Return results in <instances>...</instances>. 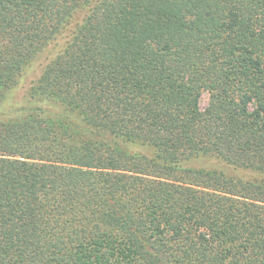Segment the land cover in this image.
Instances as JSON below:
<instances>
[{
  "label": "trees",
  "instance_id": "obj_1",
  "mask_svg": "<svg viewBox=\"0 0 264 264\" xmlns=\"http://www.w3.org/2000/svg\"><path fill=\"white\" fill-rule=\"evenodd\" d=\"M0 264H264V0H0Z\"/></svg>",
  "mask_w": 264,
  "mask_h": 264
},
{
  "label": "rangeland",
  "instance_id": "obj_2",
  "mask_svg": "<svg viewBox=\"0 0 264 264\" xmlns=\"http://www.w3.org/2000/svg\"><path fill=\"white\" fill-rule=\"evenodd\" d=\"M40 72V62H37L33 67L28 68L23 75L19 79V83L9 91L8 98L4 103L7 110L16 111V109L20 110L19 108L36 104L35 102H29L28 99V90L30 87V83L34 80L38 73ZM208 102V93H204L201 100V106L204 107L207 105ZM45 108H48L53 111L60 110V107L56 105L49 106L48 104H43ZM26 108V107H24Z\"/></svg>",
  "mask_w": 264,
  "mask_h": 264
}]
</instances>
